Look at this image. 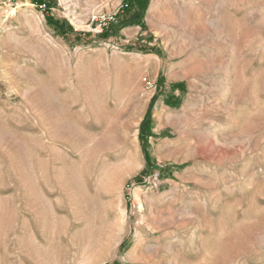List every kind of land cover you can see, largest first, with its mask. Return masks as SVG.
Masks as SVG:
<instances>
[{"label": "rangeland", "instance_id": "obj_1", "mask_svg": "<svg viewBox=\"0 0 264 264\" xmlns=\"http://www.w3.org/2000/svg\"><path fill=\"white\" fill-rule=\"evenodd\" d=\"M0 3V264H264V0Z\"/></svg>", "mask_w": 264, "mask_h": 264}, {"label": "bare ground", "instance_id": "obj_2", "mask_svg": "<svg viewBox=\"0 0 264 264\" xmlns=\"http://www.w3.org/2000/svg\"><path fill=\"white\" fill-rule=\"evenodd\" d=\"M120 194V193H119ZM120 199V198H119ZM118 200V199H117ZM118 221H117V228L114 234L112 235V241L108 243V245L103 250L104 253H108L111 249H114L120 242L122 235L126 232V218H127V212L126 209L122 206V202L120 200V203L118 202ZM133 252H129L126 255L127 259H131ZM104 261V260H102ZM101 261H99L97 264H100Z\"/></svg>", "mask_w": 264, "mask_h": 264}, {"label": "built area", "instance_id": "obj_3", "mask_svg": "<svg viewBox=\"0 0 264 264\" xmlns=\"http://www.w3.org/2000/svg\"><path fill=\"white\" fill-rule=\"evenodd\" d=\"M4 5V3H0V7L1 6H3ZM6 6H8V5H6ZM123 6H126V4L125 5H123ZM116 13L117 12H115V13H106V14H102V15H100L99 16V26H101V27H104V26H106V25H108V24H112L113 22H116L117 21V17H116Z\"/></svg>", "mask_w": 264, "mask_h": 264}, {"label": "trees", "instance_id": "obj_4", "mask_svg": "<svg viewBox=\"0 0 264 264\" xmlns=\"http://www.w3.org/2000/svg\"><path fill=\"white\" fill-rule=\"evenodd\" d=\"M36 3H38V2H36ZM41 3V2H40Z\"/></svg>", "mask_w": 264, "mask_h": 264}]
</instances>
